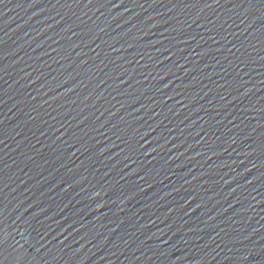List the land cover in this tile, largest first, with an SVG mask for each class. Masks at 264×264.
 I'll use <instances>...</instances> for the list:
<instances>
[{"label":"water","instance_id":"obj_1","mask_svg":"<svg viewBox=\"0 0 264 264\" xmlns=\"http://www.w3.org/2000/svg\"><path fill=\"white\" fill-rule=\"evenodd\" d=\"M0 264H264V0H0Z\"/></svg>","mask_w":264,"mask_h":264}]
</instances>
